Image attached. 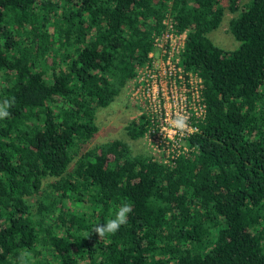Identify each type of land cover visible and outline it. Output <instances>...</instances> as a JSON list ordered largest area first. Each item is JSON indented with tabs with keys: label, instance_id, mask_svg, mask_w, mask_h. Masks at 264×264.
Masks as SVG:
<instances>
[{
	"label": "trees",
	"instance_id": "trees-1",
	"mask_svg": "<svg viewBox=\"0 0 264 264\" xmlns=\"http://www.w3.org/2000/svg\"><path fill=\"white\" fill-rule=\"evenodd\" d=\"M0 0V264H264V0ZM172 23L204 115L169 163L127 139L89 146L98 109L151 65ZM115 234L94 228L122 203Z\"/></svg>",
	"mask_w": 264,
	"mask_h": 264
},
{
	"label": "built area",
	"instance_id": "built-area-1",
	"mask_svg": "<svg viewBox=\"0 0 264 264\" xmlns=\"http://www.w3.org/2000/svg\"><path fill=\"white\" fill-rule=\"evenodd\" d=\"M165 23L168 29L155 41V50L150 53L151 65L140 68L136 77L141 75L140 80L148 82L147 89L152 83L150 96H145L147 109L138 115L148 121L144 141L153 149L154 157L161 160L163 156L165 160L161 161L169 163L189 150L186 140L197 129L196 122L204 115V105L200 78L192 72L185 76L179 65L186 32L177 33L170 21ZM154 58L159 59V63H154ZM196 79V84L192 85V80ZM177 114L187 117L189 129L183 133L172 125Z\"/></svg>",
	"mask_w": 264,
	"mask_h": 264
},
{
	"label": "rangeland",
	"instance_id": "rangeland-1",
	"mask_svg": "<svg viewBox=\"0 0 264 264\" xmlns=\"http://www.w3.org/2000/svg\"><path fill=\"white\" fill-rule=\"evenodd\" d=\"M221 1L226 7L223 19L220 25L211 31L208 36L215 44L230 50L237 46V41L228 29L229 21L235 13L228 10V0ZM247 1L248 0H239L241 3ZM154 59V63H159V59ZM140 78L141 75L131 80L126 85L124 94L114 100L108 107L98 109L96 122L99 126V130L89 143V146L114 138L127 139L124 132V126L131 119L138 117L142 110L147 109L146 107L148 104H146L147 100L145 99V96L147 97L151 94L152 83H149V89H147L148 82L145 80L141 81ZM196 81L197 79L192 80V85H195ZM144 139L145 138L142 137L136 141H130L133 151H142L153 156V149L147 142L145 143ZM157 159L160 160V158ZM161 160H165V157L162 156Z\"/></svg>",
	"mask_w": 264,
	"mask_h": 264
},
{
	"label": "clouds",
	"instance_id": "clouds-1",
	"mask_svg": "<svg viewBox=\"0 0 264 264\" xmlns=\"http://www.w3.org/2000/svg\"><path fill=\"white\" fill-rule=\"evenodd\" d=\"M13 103L14 98L0 101V120L6 119L10 115L8 109ZM172 125L180 133H183L185 130L189 129L187 117L182 114L176 115L175 119L172 121ZM132 210L131 204L126 202L122 203L115 211V214L111 219H108L103 224H98L95 226V234L99 238H104L107 234H115L122 225L127 223L128 215L132 212ZM18 264H30L27 253L23 251L19 253Z\"/></svg>",
	"mask_w": 264,
	"mask_h": 264
}]
</instances>
